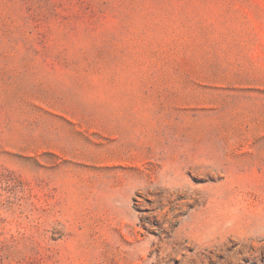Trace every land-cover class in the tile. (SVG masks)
Segmentation results:
<instances>
[{
  "label": "rangeland",
  "instance_id": "1",
  "mask_svg": "<svg viewBox=\"0 0 264 264\" xmlns=\"http://www.w3.org/2000/svg\"><path fill=\"white\" fill-rule=\"evenodd\" d=\"M0 264H264V0H0Z\"/></svg>",
  "mask_w": 264,
  "mask_h": 264
}]
</instances>
